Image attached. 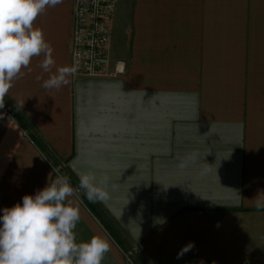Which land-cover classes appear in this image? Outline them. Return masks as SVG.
I'll return each mask as SVG.
<instances>
[{
    "label": "crops",
    "instance_id": "1",
    "mask_svg": "<svg viewBox=\"0 0 264 264\" xmlns=\"http://www.w3.org/2000/svg\"><path fill=\"white\" fill-rule=\"evenodd\" d=\"M116 5L109 75L50 92L33 57L4 97L22 117L0 108V215L62 176L46 145L77 182L109 177L110 199L93 202L145 264H264V0ZM72 10L62 0L34 21L57 66ZM83 197L77 240L106 237L102 264H141Z\"/></svg>",
    "mask_w": 264,
    "mask_h": 264
},
{
    "label": "clouds",
    "instance_id": "2",
    "mask_svg": "<svg viewBox=\"0 0 264 264\" xmlns=\"http://www.w3.org/2000/svg\"><path fill=\"white\" fill-rule=\"evenodd\" d=\"M60 3L62 0H0V108L13 81L22 76L33 57H43L38 66L48 76L37 80L50 92L67 86L76 73L75 65H56L43 30L34 26L38 15ZM190 160H195V154L180 167ZM108 183L106 174L86 172L79 175L78 189L91 201L106 202L110 199ZM72 198L78 199L79 192L67 177L58 175L34 194H24L22 203L5 207L0 215V264H102L110 242L102 235L77 240L80 209ZM255 206L264 208V194H257ZM192 247L193 242L186 244L177 258Z\"/></svg>",
    "mask_w": 264,
    "mask_h": 264
},
{
    "label": "built area",
    "instance_id": "3",
    "mask_svg": "<svg viewBox=\"0 0 264 264\" xmlns=\"http://www.w3.org/2000/svg\"><path fill=\"white\" fill-rule=\"evenodd\" d=\"M116 4L117 0H73L70 65L77 67L74 76L110 74L109 47ZM119 71L116 66L115 72Z\"/></svg>",
    "mask_w": 264,
    "mask_h": 264
},
{
    "label": "water",
    "instance_id": "4",
    "mask_svg": "<svg viewBox=\"0 0 264 264\" xmlns=\"http://www.w3.org/2000/svg\"><path fill=\"white\" fill-rule=\"evenodd\" d=\"M4 101H5V98H4ZM15 112L20 116L21 114L19 113V111L17 109H15ZM33 133L35 134V136L42 142V144H44V142L42 141V139L38 136V134L33 131ZM45 145V144H44ZM45 147L49 150V152L54 156V158L57 160L58 164L60 165V168H62L69 176L70 178L73 180V182L76 184L77 188H78V182L76 181V179L72 176V174L69 172V170L65 167V165L63 164V162L59 161L56 156L51 152V150L45 145ZM79 190V189H78ZM86 198L87 196L82 192L80 191ZM88 199V198H87ZM90 203L95 207V209L98 210V212L100 213V215L105 219V221L112 227V229L116 232V234H118V236L124 241V243L126 244V246H128V248L130 249V252L138 259V261L141 263V264H145L139 257V255L135 252V250H133V248H131L128 243L124 240V238L120 235V233L117 231V229L112 225V223L106 218V216L103 214V212H101V210H99V208L97 207V205L89 200Z\"/></svg>",
    "mask_w": 264,
    "mask_h": 264
},
{
    "label": "trees",
    "instance_id": "5",
    "mask_svg": "<svg viewBox=\"0 0 264 264\" xmlns=\"http://www.w3.org/2000/svg\"><path fill=\"white\" fill-rule=\"evenodd\" d=\"M4 106L10 111V112H12L14 115H15V113H14V110L6 103V102H4ZM18 118V120L21 122V124L22 125H24V126H27V124L23 121V119H21V118H19V117H17ZM36 140V139H35ZM38 142V141H37ZM60 173H61V175L62 176H65V177H67L68 178V180H69V183L75 188V184H74V182H73V180L66 174V172H64V170H62V169H60ZM83 200L85 201V203L87 204V205H89L90 206V208H91V205H90V203L88 202V200L86 199V198H84L83 197ZM92 209V208H91ZM96 214H97V212H96ZM103 223H104V225L108 228V230H109V232L111 233V235L115 238V240H117L124 248H126V246H125V243H124V241L118 236V234H116V232L111 228V226H109L108 224H106V222L104 221V220H101ZM139 262V261H138ZM137 262V263H138ZM139 264V263H138Z\"/></svg>",
    "mask_w": 264,
    "mask_h": 264
},
{
    "label": "rangeland",
    "instance_id": "6",
    "mask_svg": "<svg viewBox=\"0 0 264 264\" xmlns=\"http://www.w3.org/2000/svg\"><path fill=\"white\" fill-rule=\"evenodd\" d=\"M117 6V5H116ZM131 248H133V246L130 245ZM135 252H136V249H135ZM137 253V252H136Z\"/></svg>",
    "mask_w": 264,
    "mask_h": 264
}]
</instances>
